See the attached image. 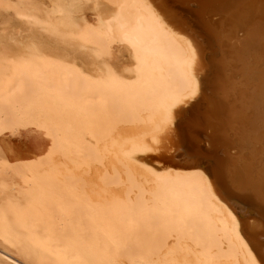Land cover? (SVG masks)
<instances>
[{"label":"bare ground","instance_id":"6f19581e","mask_svg":"<svg viewBox=\"0 0 264 264\" xmlns=\"http://www.w3.org/2000/svg\"><path fill=\"white\" fill-rule=\"evenodd\" d=\"M88 1L54 0L43 30L77 40L94 71L33 39L0 49V138L48 141L39 202L0 203V237L38 264H264V0L181 15L104 0L109 19L93 0L95 24L76 16ZM29 4L15 7L40 25ZM116 47L131 57L122 70ZM204 139L235 191L175 158Z\"/></svg>","mask_w":264,"mask_h":264},{"label":"rangeland","instance_id":"374dc122","mask_svg":"<svg viewBox=\"0 0 264 264\" xmlns=\"http://www.w3.org/2000/svg\"><path fill=\"white\" fill-rule=\"evenodd\" d=\"M14 1L15 3H13L10 8L0 9V49L8 47L11 51L9 54L11 57L14 53L17 54L20 52L22 50L21 46L27 41L33 39L48 54L62 57L67 61H74L85 71H94L95 66L91 58L88 57L86 51L79 46V42H76L77 40L75 41L61 34L54 35L44 31L45 29L43 27L46 14L52 10L54 0H26L27 4L31 2L29 6L33 10H31L30 13L39 16L40 21L43 23H40V25L39 23L37 25L35 23L27 24L25 17L19 14V9L17 10L18 7H15L21 0ZM261 1L263 0H248L247 2L258 4ZM93 3V0H89L88 4L84 5L82 10L76 13V16L80 17L84 15L90 24H95L98 15ZM98 9L105 18L109 19L112 8L108 3L102 0ZM78 40L81 41L80 39ZM113 52L116 56L115 61H111L113 65L121 70L130 65L131 57H129L130 54L126 48L121 49L116 47L113 49ZM25 136L26 132L20 130L16 132L10 141L0 138V176L2 177H0V203L13 211L14 209L16 211V208L20 211H27L30 207L37 206L39 199L36 197V193L41 188L39 184L36 183L37 170L34 167L40 164L48 154L47 149H43L48 146L46 138H40L39 136V144L32 148L31 141L25 138ZM40 158L41 160H38ZM145 158L144 156L143 159ZM145 161L150 162L147 159H145ZM57 218L62 225L65 224V216L63 214L59 213ZM22 252L24 253V257ZM14 253H16V255ZM26 255L27 252L22 248L18 249L13 242L6 241L0 237V264H38L35 262V259L33 260V257L31 258L29 255Z\"/></svg>","mask_w":264,"mask_h":264},{"label":"water","instance_id":"95a60500","mask_svg":"<svg viewBox=\"0 0 264 264\" xmlns=\"http://www.w3.org/2000/svg\"><path fill=\"white\" fill-rule=\"evenodd\" d=\"M167 2L168 6H171L173 9L177 11L178 14H183L184 12L193 11L195 9H199L201 7L203 8H209V9H226L230 6H237L242 2H247L248 0H181L183 1V4H177V0H165ZM200 6V7H199ZM205 81V80H204ZM204 103L202 99L198 100V103L201 104ZM197 103L194 104V106L188 108L185 112L184 118L180 120V124L183 123V119H188L191 117V114L195 111ZM202 135H200L201 138ZM204 136V135H203ZM203 139V137H202ZM201 146H194L191 144L189 151H181L178 152L175 158L179 163H182L184 166H193V165H199L203 167L208 174L211 176L212 180L215 182V184L219 188H223L224 190L229 191H235V188L233 184L223 178L221 176V173L217 171L216 169V160L212 158L213 154L211 153V148H207V145L209 144L206 139L202 140ZM190 143V142H189ZM187 161V162H186ZM229 202L232 206L237 208L238 210L241 208L237 204H240V206H243L244 203H240L236 199H229Z\"/></svg>","mask_w":264,"mask_h":264}]
</instances>
